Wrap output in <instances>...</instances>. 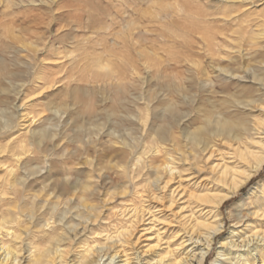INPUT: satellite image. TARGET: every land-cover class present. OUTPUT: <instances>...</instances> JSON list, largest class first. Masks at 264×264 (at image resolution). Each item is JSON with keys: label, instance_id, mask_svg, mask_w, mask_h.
I'll list each match as a JSON object with an SVG mask.
<instances>
[{"label": "rangeland", "instance_id": "rangeland-1", "mask_svg": "<svg viewBox=\"0 0 264 264\" xmlns=\"http://www.w3.org/2000/svg\"><path fill=\"white\" fill-rule=\"evenodd\" d=\"M221 1L0 0V59L4 60V62L6 61L9 70L16 75L15 79L8 80L5 84L10 87L9 89L12 92H15L18 85L26 83L28 85L26 94L31 97V100H28L30 104L29 112L33 116L42 113V122L45 120L47 127L54 124L52 128L61 135L57 139L58 142L55 140L56 145L49 158L50 164L54 167V173H57L58 170V175L61 177L68 173L73 175V180L80 187L93 181L94 188L98 186L97 183L102 185L104 180L99 178L101 175H105L108 185L103 186L101 189L104 193L107 192L109 194L101 198V201L108 200V198L112 200V202H107L108 205L105 211L108 210L106 216L109 221L104 223L105 225L110 224L112 229L103 232L98 228L97 231L102 233L99 240L106 242L107 236L115 237V227L126 229L130 226L132 227V232L135 229L132 233V239L135 242L140 239L136 246L137 249L148 250L150 247H157L160 238L161 244L153 253L146 255L148 256L147 260L153 258V256L165 253L168 248L175 250L174 259L181 256L185 257L186 253L183 255L185 250L183 246L179 247V244L187 240L183 241L193 225L199 222L215 225L216 221H220V218L216 219L217 212L212 211V204L197 200L198 196L223 195V189L228 188H225L224 185H216V178L209 172L210 168L220 165V170L226 164L232 168H237L240 173H246L248 165H239L231 157L230 153L228 155L227 152L230 149L228 148L226 151L223 149L222 154L226 156L227 160L223 161L221 156L215 157L210 162L211 165L206 167L207 169L201 173H195V169L184 172L183 179L175 180L169 186H166L162 192L153 188H144L148 185L146 180L155 177V169L150 168L149 170L147 168L142 173H138L137 171L140 170L141 164L144 165L143 162L139 163L138 159L144 155L145 151L153 149L154 137L151 136L152 131L150 128L161 125L157 116L163 113L164 108L168 104L165 101L160 102L158 100L152 103L154 115L151 118L150 127L143 130L139 121L141 110L146 109L143 96L145 94L151 96L153 93H157L155 91L167 90L166 87L173 84L174 81L177 84L184 85L185 90H188L187 97L189 98L183 100V97L175 95L172 100L175 105H178L176 106L181 112L190 113V119H187L186 125L190 124L189 128L192 131L201 126L200 116L209 111L225 113L232 120L242 119L245 116H250V120L253 123L255 120H264V112L227 111V106L225 105L228 104L224 101L231 100V97H243L242 89L235 85H228L224 78H214L215 89L212 90L214 93L211 94L209 92L211 89L204 83L205 79L200 80L197 69L192 65L201 61L202 65H204L202 67L209 69L208 72L210 71L213 74L210 66H207L210 64L208 59L205 58L204 53H199L198 48L200 46L198 45L195 46L197 51H190L189 48L188 51L185 48L186 43L184 41L191 42L190 38L192 37L196 40L198 39L199 36L194 33V30L195 32L199 30L201 32L205 28L203 33L208 30L221 32L218 31L219 27H221L220 30L226 27L228 23L223 20L226 10L225 5ZM238 1H235L237 2L236 4L227 5V10L229 12L248 10L249 12L242 17V22L227 25L226 29L231 32H227L228 30L226 29L225 31L222 30L224 33H229L232 39L236 37L238 39V36L233 35L232 32L238 30L246 19L253 25V28H251L253 31L259 32V27L264 24V3L260 0H253L256 1V6L243 8ZM240 1L243 2L242 0ZM220 21L225 23L222 24ZM219 24H222V26ZM203 26L206 27L203 28ZM208 26L213 28L210 29ZM203 33L201 32V34ZM243 45L245 49L248 48L247 50L255 59L250 63V66L255 68L258 74H263L264 77V71H260L259 67V63L264 62V49H261L262 51L258 53L260 49H253L246 43H243ZM54 47L60 53L58 65L60 67L54 66V60H56ZM216 61L218 65H230L234 68H240V64L232 65L225 61L220 62L219 57H217ZM43 62L47 69L40 65ZM105 65L110 66L112 69L111 75L114 77H107L110 74L109 72H106L108 75L103 77L102 74L104 73L105 76V72L99 71L98 68ZM97 70L100 73H95ZM44 72L49 75L60 72L58 78L61 77L63 79V85L60 84L55 89H48L44 92H40L38 88L32 89L30 83L34 82L38 78L37 76ZM136 72L140 76L136 75ZM99 74L102 76H99ZM118 74L123 76L121 78H127L122 80L120 76L118 77ZM97 78L100 79L98 80ZM116 78L117 80H115ZM112 80L116 81V83ZM124 80L126 83H120L121 81L124 82ZM249 83L250 81H247L246 85L251 87L254 96L261 99L260 96L263 94L256 93V88ZM122 84L124 85L122 86ZM122 87L123 90H121ZM2 99L1 97L0 109L4 108L1 105ZM190 99L194 102V106L198 108L197 110L192 109L188 105L187 102H190ZM262 101L261 103L264 105V99ZM58 106L61 108L62 106L66 107L65 110L68 109L69 115L67 113L62 121L49 111L50 108ZM123 106H128L127 108L131 109L130 113H126ZM260 108L264 109V107ZM112 110L118 111V116L125 120V125H119V119L116 117L108 120L107 116L108 114L112 115L110 113ZM250 113L252 114L249 115ZM236 115L242 116L236 117ZM165 116L168 120L170 119V115L167 116L166 114ZM70 120L80 122L79 128L82 131L74 126L72 124L74 122ZM94 122L108 127L110 129L108 130L109 133H112L111 136L106 137L107 134L104 135L105 137L102 136L100 142L97 129L92 125ZM40 124L41 122H38L33 129L38 128ZM24 128L27 127H23L21 135L28 132ZM108 128H106V131ZM80 133L84 134L82 140L84 145L76 141V137ZM180 133L176 130L177 135H181ZM6 135L4 134L0 137L1 146H5L8 142ZM254 141L261 143L262 136L256 135ZM93 142H99L101 145L98 148H94L95 145L91 144ZM112 142L118 143L116 145ZM248 142L251 146L250 149L256 155L261 156L263 150H260V146H255L251 140ZM84 146L87 148L85 149ZM112 146H116V148H112ZM148 148L150 149L148 150ZM163 148L159 156H152L151 160L154 163V167L162 163L163 153L166 151ZM34 160L33 164L35 166L44 164V159L41 157L34 158ZM189 166L182 165L180 169H189ZM202 166L204 165L202 164ZM127 168H129V171L135 172V174L129 175L128 178L125 174H122L123 170ZM15 170H18V167H15ZM4 176V172H0V177L3 178ZM135 184L137 185L135 186ZM164 186L165 184L162 185V188ZM258 187L260 190H264V165L247 184L240 188L235 196L223 204L221 214L224 218L225 228L216 238L211 254L204 264H228L229 260H236L235 257L245 255L250 249L253 250V244H251L250 249L249 247L239 250L233 249L232 253L235 254L233 257L219 256L222 241L227 240L231 228L235 225V223H232L231 216L235 217L238 213L242 217L249 216V220L245 218L246 226L248 225L246 237L250 236L252 232H264V199L259 201L258 197L261 194L258 196L253 195ZM122 191H127V195L120 196L117 194ZM111 197L114 198L111 199ZM101 201L96 197L90 200L93 205L98 207L102 206ZM260 205L263 207L257 209ZM84 211L83 209H78L76 212L84 213ZM254 211L258 214L251 216L252 213H255ZM137 213L138 215H136ZM132 222L135 224L133 223V225ZM242 230L244 231L245 229ZM90 242L93 245V241ZM260 248L264 249V245H261ZM110 262V259L105 258L102 264H110ZM257 264L259 263L257 262Z\"/></svg>", "mask_w": 264, "mask_h": 264}, {"label": "bare ground", "instance_id": "bare-ground-1", "mask_svg": "<svg viewBox=\"0 0 264 264\" xmlns=\"http://www.w3.org/2000/svg\"><path fill=\"white\" fill-rule=\"evenodd\" d=\"M235 1L237 0L221 1L225 5L223 6L226 10L223 15V20H225L229 25L232 23L236 24L242 22V17L247 15L249 12L248 10L229 12L226 6L231 3L236 4L237 2ZM242 1L243 2L239 0L238 2L243 6V8L247 6H250V8L252 6H256V1ZM260 1L264 3V0ZM224 23L225 22L223 21L222 24ZM222 24L219 25L222 26ZM204 27L206 26H203V28ZM208 27L210 29L213 28L212 26ZM226 27H223L224 29L222 28L221 30V27H219L218 31L221 32L205 30L206 32L203 33L204 28L201 31L203 34L199 32L200 30L198 32H195L194 30V33L199 36V40H196L191 36V42L184 41V43H186V45L184 44L186 46L185 48H187V50L189 48L190 51H197L195 46H200L198 48L199 53L205 54V58L208 59L210 63L207 66H210V70L213 74L210 73V71L208 72L209 69L207 70L202 67L204 65H202L201 61L192 65L195 66V69H197V73L201 78L200 80L205 79L204 83L211 89L209 91L211 94L214 93L212 90L215 89V83L213 81L214 78H224L228 85H235L236 87L242 89L243 97H231V100L229 99V101H224L228 104L225 105L227 106V111L232 112L235 110H243L247 113H254L255 111L264 112V109L260 108L264 107L261 103L263 102L262 99H264V77L263 74H258L255 71V68L250 66V63L255 59H253V55L249 52V50H247L248 48L245 49L243 45V43H246L253 49H260L259 52L257 51L260 53L264 49V24L259 27V32L253 31L251 29L253 28V25L246 19L244 24L240 25L238 30L232 32L233 35L238 36V39H236L237 37L232 39L229 33H227L231 31L226 29ZM225 29L228 30L226 33L229 37L226 33H224ZM55 48L56 47H54V50ZM54 52L56 60H54L55 65H53L55 67H60L58 66L60 62L59 50L56 49ZM255 56L257 57V55ZM217 57H219L220 62L225 61L231 63L232 65L240 64V68H234L230 65H218L216 61ZM40 65L45 67L44 62ZM259 65L260 71H264V62H260ZM45 69L47 68L45 67ZM98 70L105 72L106 75L104 76L103 73V77L108 75L106 72L110 73V76L108 75L107 77L112 76V69L109 65L99 66ZM98 70L94 72L98 74ZM135 74L139 75L137 72ZM59 75L60 72L52 75L46 74L45 72L41 73L37 76L38 78L35 79L34 82L30 83V85L32 86V89L38 88L40 92H44L48 89H55L63 82L61 77L58 78ZM100 75L101 74H99V76ZM119 76L120 78L123 77L118 74V77ZM15 78L16 75L9 70L6 61L4 62V60L0 59V98H3L1 100V105L4 106L3 109H0V137L7 134L6 136L8 139L5 146L0 145V172H4L5 174L3 178L0 177V264H102L105 258L111 260L110 264H204L208 256L211 254L216 238L225 228L224 218L221 214L223 204L231 197L235 196L240 188L247 184L255 173L264 165V120H255L253 123L250 120V116L232 120L230 119V116L225 113L209 111L200 116L201 126L192 131L189 128L190 124H188V126L186 125L190 119V113L187 112L186 114L181 112L177 107L178 105L176 104V106L172 100L175 95H179L181 98L183 97V100H187L189 98L187 97L188 90H185V87H183L184 85L177 84L174 81L173 84L166 87L167 90L163 86L165 89L164 91L159 90L155 91L157 93H153L151 96L147 94L143 96L146 109L142 107L145 110H141L139 118L143 130L150 127L151 118L154 115L152 103L158 100L160 102L165 101V103L168 104V106L164 108L163 113L157 116L158 122H161V125L150 128L152 131L151 136L154 137V147L152 146L153 149L148 148V150H150L145 151L144 155L138 159L139 163H144V165L141 164L140 170L137 171L138 173H142L144 169L147 168H149V170L150 168L155 169V174L153 172L155 177H151L150 179L148 178V180H146L148 185L144 188H153L156 191L162 192L166 186H169L175 180L183 179L184 172L195 169V173H201L203 170L207 169L206 167L211 165L210 162L215 157L221 156L223 161L227 160L226 156L222 154L223 149L226 151L229 148L230 150L227 152L228 155L230 153L231 157H233L239 165H248L246 173H240L237 168H232L226 164H224L220 170V165L210 168L209 172H211V174H213L216 178V185H224L225 188L228 187L229 189H223V195L198 196L197 200L203 203L212 204V211L217 212L216 219L220 218V221H216L217 223L215 225L205 222H199L193 225L191 230L187 233V237L183 239V241L185 239L187 240L179 244V247L183 246L185 250L183 253V255L186 253L185 257L181 256L174 259L175 250L168 248V251L165 253L153 256V258L147 260L146 258L148 256L146 255L153 253L154 250H156L161 244L162 241L160 238L158 240L157 247H150L148 250L137 249L136 246L140 239L136 242L132 239V233L135 229H133L132 232V227L130 226L126 229L115 227V237L107 236L108 238L106 242H101V240H99L102 233L97 231L98 228L103 232L112 229L110 224H104L106 221H109L106 216L108 210L105 211V208L108 205L107 202H112V200L107 197L108 200L101 201V198H104L109 194L107 192L104 193L101 189L103 186L105 187L108 185L107 178L105 175H101L100 178L98 177L104 181L102 182V185L97 183L98 186L96 188L93 186L94 183L92 184L93 181L86 185L83 184V186L80 187V185L75 183L73 180V175L64 173L65 175L61 177L58 175V170L57 173H54L55 170L53 165L50 164L49 158L51 157L50 155L60 134L52 128L54 127V124L47 127L46 121L44 120V122H42V113L33 116L32 113L29 112L30 104L28 103V100H31V97L26 94V90H28V85L26 83L20 82V86L16 84L18 86L16 87L15 92H12L9 89L10 87H7L8 85L5 84L7 83L6 81L13 80ZM100 78L97 79L99 80ZM117 78L115 80H117ZM126 78L121 79L123 80ZM247 81H250L249 84L256 88V93L263 94L260 96L261 99L254 96V93L251 91V87L246 85ZM114 82L116 83V81ZM117 83L119 84V82ZM120 83L126 82L124 80V82L121 81ZM144 83L146 85V81ZM123 85L124 84H122V86ZM119 86H121V84H119ZM121 90H123V87ZM11 96L12 98L10 99ZM120 100L122 101L121 98ZM187 103L192 109H198L194 106V102H192L191 99L190 102ZM127 107L123 106V109L126 113H130L131 109L129 110ZM62 108L58 106L56 108H50L49 111L53 115L59 117L62 121L68 113V109L65 110L66 107L64 108L62 106ZM117 110L110 111L112 115L110 116V114H108L107 117L108 120H112V117H116L119 119V125H122L125 123V120H122L118 116ZM166 114L167 116L170 115L169 120L165 116ZM237 116L242 115H236V117ZM70 121L74 122L72 124L79 128L80 122H75L74 120ZM38 122H41L40 126L33 129ZM92 125H94L97 129L99 137L98 140H100V142L102 136L106 134V137L111 136L112 133H109L108 131L110 129L105 125H98L97 122H94ZM23 127H27L24 129L28 130V132L21 135ZM106 128H108V133ZM79 129L81 130V128ZM176 130L181 132V135H177ZM256 135L262 136L261 143L254 141V137ZM83 137L84 134L80 133L76 137L77 143L84 145V143H82ZM249 140H251L255 146L259 145L260 150H263L261 156L256 155L255 152L250 149L251 146L249 145ZM116 143L118 142H115L114 144ZM91 144L95 145L94 148H98V146L101 145L99 142H93ZM114 147L116 148V146H112V148ZM162 147L166 150L163 153L162 163L154 167V163L151 160L152 156H159L163 151ZM84 148L86 149L87 147L84 146ZM36 156L44 159V164L42 163V166H39V164L38 166H35L33 164L36 160H34V158H37ZM10 163L11 165H9ZM202 164L204 166H202ZM182 165L190 166L189 169L182 170L180 169V166ZM15 167H18V170H15ZM123 171L124 172L121 173L123 175L125 174L127 178L129 175L135 174L134 171H129V168ZM164 184L165 186L162 188V185ZM136 185L137 184H135V186ZM37 187L39 189L36 190L35 188ZM226 190L228 191L226 192ZM263 191L258 187L253 195L258 196L261 194V196L258 197L260 201L264 199ZM122 192L117 194L120 196L127 195V191ZM94 197L101 201V207L95 206L90 202L91 198ZM112 198L114 197H111V199ZM263 206L260 205L257 209H260ZM78 209H83L85 211L84 213H77L76 211ZM256 214L258 213H252L251 216H255ZM136 215H138V213ZM245 218L249 220V216L242 217L239 213L235 217L231 216L232 223H235V225L231 228V232L227 240L222 241L219 256L233 257L235 255L232 253L233 249L239 250L246 247H249L250 249V245L253 244V250L250 249L251 251H247L245 255L243 254L235 257L236 260H229L228 264H257V262L259 264H264V249L260 248L261 245H264V232L261 233L256 231L253 233L252 230H250L252 234L246 237V229H248V225L246 226L247 222L245 221ZM133 223L134 222H132V224ZM242 229L245 230L243 231ZM90 241H93V245Z\"/></svg>", "mask_w": 264, "mask_h": 264}]
</instances>
